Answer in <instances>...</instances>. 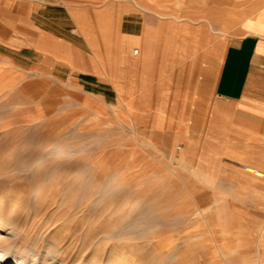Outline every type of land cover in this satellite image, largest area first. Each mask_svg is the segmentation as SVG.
Returning <instances> with one entry per match:
<instances>
[{"label":"rangeland","instance_id":"374dc122","mask_svg":"<svg viewBox=\"0 0 264 264\" xmlns=\"http://www.w3.org/2000/svg\"><path fill=\"white\" fill-rule=\"evenodd\" d=\"M92 1L89 40L78 43L84 67L72 51L41 66L33 51L0 44V257L264 264V180L220 169L201 130L205 114L193 106L197 94H211L230 26L240 20L228 14L242 0ZM146 28L158 38L149 69H121L120 38H140ZM97 56L103 65L95 70ZM81 71L94 75L83 89ZM108 78L124 85V98ZM192 170L216 184L200 183Z\"/></svg>","mask_w":264,"mask_h":264},{"label":"crops","instance_id":"0c3cea01","mask_svg":"<svg viewBox=\"0 0 264 264\" xmlns=\"http://www.w3.org/2000/svg\"><path fill=\"white\" fill-rule=\"evenodd\" d=\"M242 3L243 8L237 14H228V18L237 17L240 20L230 26L232 36L223 49L213 77L211 94L209 97L197 94L193 106L195 113L205 114L201 130L207 132L205 135L211 146V157L220 162V169L226 170L234 179L262 182L264 0H242ZM91 5L92 0H0L1 16L6 19L0 21V44L12 50L33 51L40 59L38 64L41 66L54 64L55 61L59 63L57 61L67 51H72L75 65L84 67L85 54L78 43H87L89 40L86 37L87 29L95 16ZM113 18L116 31H121V9H116ZM106 28L105 22L100 27L104 41L107 40ZM157 42L156 31L151 28H146L140 38L122 36L117 52L121 69L132 70L141 66L148 70L155 56ZM140 43L145 47L141 53L137 50L130 51L131 45ZM107 45L108 42L105 41V46L108 47ZM101 65L102 61L97 56L93 67L96 70ZM80 74L84 77L77 81L78 86L83 89L93 82L91 78L94 75L84 71ZM94 82L103 84L99 80ZM108 82L120 98L125 97L126 89L121 82L110 78ZM168 157L181 167L186 165V159L183 156L175 158L172 150ZM191 175L204 185L216 184L205 172L192 170Z\"/></svg>","mask_w":264,"mask_h":264},{"label":"bare ground","instance_id":"6f19581e","mask_svg":"<svg viewBox=\"0 0 264 264\" xmlns=\"http://www.w3.org/2000/svg\"><path fill=\"white\" fill-rule=\"evenodd\" d=\"M134 53H136V52H134ZM257 176H260V175H257ZM0 264H14V263L13 262H9L8 260H6L3 257H0Z\"/></svg>","mask_w":264,"mask_h":264},{"label":"built area","instance_id":"2783aa9c","mask_svg":"<svg viewBox=\"0 0 264 264\" xmlns=\"http://www.w3.org/2000/svg\"><path fill=\"white\" fill-rule=\"evenodd\" d=\"M244 170L246 171V168Z\"/></svg>","mask_w":264,"mask_h":264}]
</instances>
